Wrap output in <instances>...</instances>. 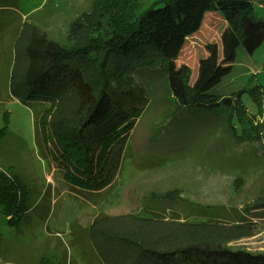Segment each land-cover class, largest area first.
Returning a JSON list of instances; mask_svg holds the SVG:
<instances>
[{
	"label": "rangeland",
	"instance_id": "1",
	"mask_svg": "<svg viewBox=\"0 0 264 264\" xmlns=\"http://www.w3.org/2000/svg\"><path fill=\"white\" fill-rule=\"evenodd\" d=\"M137 1L144 11L158 0ZM131 6L130 0H0V177L16 182L26 210L22 220L0 212V264H105L89 228L99 217L126 214L250 224L253 234L229 247L264 253V207H258L264 202V43L248 54L237 44L231 20L214 12L199 33L167 47L171 73L187 85L214 84L224 76L213 90L218 95L263 86L261 106L242 96L261 139L241 142L227 129L229 111L178 106L163 56L140 67L97 47L126 23ZM254 7L264 20L259 0ZM25 25L67 48L87 45L89 79L96 76L90 59L105 56L113 75L120 72L145 94L120 170L100 192L72 188L49 159L37 137V120L48 105L12 96L14 47ZM233 126L240 138L238 118ZM173 191L174 198H163Z\"/></svg>",
	"mask_w": 264,
	"mask_h": 264
},
{
	"label": "trees",
	"instance_id": "2",
	"mask_svg": "<svg viewBox=\"0 0 264 264\" xmlns=\"http://www.w3.org/2000/svg\"><path fill=\"white\" fill-rule=\"evenodd\" d=\"M130 1L126 23L104 40L105 46L97 47L138 66L163 56L168 61L169 90L181 109L227 110L225 122L232 138L257 140L258 130L252 126L255 116H250L242 96L249 94L261 106L263 86L218 95L213 90L224 76L214 84L187 85L171 73L167 47L199 33L207 14L219 12L236 27L237 44L254 54L264 43V20L256 17L254 7L258 0H158L144 11L137 0ZM259 6L264 9V0H259ZM87 47L67 48L25 25L14 47L10 89L23 103L48 105L37 120V137L64 181L77 190L100 192L120 170L145 94L136 92L134 82L120 72L113 75L105 56L90 59L96 76L89 79L84 66L89 59ZM234 117L242 126L240 138ZM13 183L0 177V212L22 220L25 197L17 196L18 186ZM176 192L163 198L172 199ZM258 207H264V202ZM252 234L250 224L175 222L134 214L102 216L89 228L105 264H264V253L229 247Z\"/></svg>",
	"mask_w": 264,
	"mask_h": 264
},
{
	"label": "crops",
	"instance_id": "3",
	"mask_svg": "<svg viewBox=\"0 0 264 264\" xmlns=\"http://www.w3.org/2000/svg\"><path fill=\"white\" fill-rule=\"evenodd\" d=\"M239 219H241V220H242V218H239Z\"/></svg>",
	"mask_w": 264,
	"mask_h": 264
}]
</instances>
